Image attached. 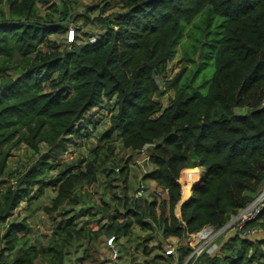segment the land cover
Wrapping results in <instances>:
<instances>
[{"label":"trees","instance_id":"obj_1","mask_svg":"<svg viewBox=\"0 0 264 264\" xmlns=\"http://www.w3.org/2000/svg\"><path fill=\"white\" fill-rule=\"evenodd\" d=\"M48 1L0 0V264H66L75 241L87 245L79 264H121L135 224L162 241L187 239L205 227L218 230L246 207L264 187V0H102V11H120L104 17V27L93 33L75 27L63 48L50 37L66 34L80 21L78 1L52 2L39 14L38 4ZM69 10L66 24L53 25L65 21ZM187 25L199 34L184 50L185 60L193 65L200 60L196 73L213 62L204 93L185 85L182 71L166 78ZM170 90L174 95L162 108L156 98ZM110 102L106 137L114 131L124 148L147 150L152 168L144 180L165 191L161 200L143 205L118 197L123 213L107 201L99 209L87 205L80 191L99 173L110 177L113 144L95 148L77 164L58 159L72 138L83 137L88 113ZM237 108L246 112L238 114ZM21 144L38 158L13 174L8 160ZM41 145L48 151L41 153ZM198 167L204 169L201 181L187 184V175ZM119 174L125 182L127 162ZM47 189L53 192L44 206L51 235L45 245L28 244L27 218L7 221ZM92 209L101 213L95 221ZM244 229L264 231V201ZM101 236L114 237L112 260L98 258ZM149 237L142 261L134 256L129 264H184L192 250L186 243L175 248L176 255H166L167 246L159 243V252L150 255ZM222 239L219 254L202 253L193 264H251L264 258V239L240 233Z\"/></svg>","mask_w":264,"mask_h":264},{"label":"rangeland","instance_id":"obj_2","mask_svg":"<svg viewBox=\"0 0 264 264\" xmlns=\"http://www.w3.org/2000/svg\"><path fill=\"white\" fill-rule=\"evenodd\" d=\"M75 11L78 13V17L80 21L71 25L66 32L62 36H51L52 41L59 42L61 48H63L67 42L71 41V31L74 30L75 27H83L84 32L93 33L96 30H100L104 27V17L109 15L112 12L120 11L119 7H114L111 10L102 11L101 7L103 5L102 0H77ZM55 2L60 6L59 0H49L47 4H38V13L43 14L46 11V5ZM89 6L96 7L94 11H88ZM2 9H5V6H2ZM85 15L89 17L88 22L85 24ZM201 20V17H198L195 20ZM194 20V21H195ZM83 25V26H82ZM82 29V28H81ZM184 36L181 39L180 43L177 46V50L175 56L168 62L167 64V79L173 78L177 73L182 71V81L184 80L185 85L188 87L198 88L199 91L205 92L206 88L203 86V80L209 79L213 72V62L211 60L206 61L205 68L200 70L198 73V66L200 60L193 65L191 62H187L184 58V50L188 49L190 43L195 35H198L199 32L197 29H193V26L187 25V28L184 32ZM85 39L88 35H83ZM193 34H195L193 36ZM198 59V58H197ZM190 87V88H191ZM164 89V88H163ZM174 92L170 90L166 92L163 96L157 97V101H159L162 108L169 104V99L173 97ZM113 106V103L110 102L106 107H100L94 110L93 112L88 113L86 116V121L88 123L87 128L83 129V137L82 138H72L65 148V151L59 156L60 161L64 163L77 164L79 161H86L89 159V156L93 154L95 148L105 145L103 149H106V145L108 143L113 144V161L107 163L108 166H112L115 164V169L110 175V177H106L105 173H99L96 177V180L92 184H86L83 188L80 189L81 193L84 195V199L89 206H96L99 208L105 207L103 205V201H107L111 204L112 210L114 208H118L120 211L121 206L119 205L118 197H123L126 195L130 199L137 200L140 205H143L144 201L146 203L152 202L154 197L161 200V198L165 197V191L157 188L153 181L144 180L145 172L149 171L152 168L147 156V150L133 151L126 149L122 146L120 140L116 137L115 132L112 131L109 133L108 137L105 135V131L109 129L108 116L110 113V108ZM112 109V108H111ZM235 112L240 114L246 112V109L237 108ZM101 148L98 150L101 151ZM48 151V148L45 145L40 146V152L45 153ZM93 157V156H92ZM90 157V159L92 158ZM38 158L37 155L32 154V152L23 144H21L17 149L12 151V155L8 160V171H11L13 174H17L23 167V165L29 166ZM127 162L128 174L125 182H123V177L119 174L120 168L125 165ZM7 171V172H8ZM204 169L202 167H198L193 169L187 175V184L191 182H200L203 177ZM181 177V175H180ZM125 187V189H124ZM188 196L191 194V190L187 191ZM53 197V192L50 189L44 191V194L35 199L30 206L27 207L25 203L21 204L19 208L14 210L13 214L9 218L8 222L13 220H21L23 218H27L29 222V227L26 232L27 243L36 244V245H45L48 242V239L51 235V223L50 218L47 213L44 211V206L47 205L50 199ZM79 205L75 208L77 210ZM94 213L93 220L99 218L101 213L92 209L91 211ZM124 211H122L123 213ZM158 212V210H157ZM87 217H83L82 219H86ZM93 229H98V225L96 222H91L89 224ZM133 230V239L129 241L128 245V254L124 256V259L119 260L121 264H129V262H134L133 257L137 256L135 262H141L144 256H142V246L145 237L150 235V237L146 240V245L153 250L150 251V255L159 252L157 249V245L159 243L162 244V247L165 243V248L168 244L173 245L174 248L179 247L180 245H185L187 243V239H178V238H169L166 241H162L160 235L155 232L145 231L141 229V227L135 224L132 228ZM3 227L0 225V232H3ZM264 234V231L255 234L254 238L261 239ZM230 236V234L226 235V239ZM253 237V236H252ZM109 237L101 236L98 241V246L100 249V256L98 258L101 259V256L107 259H113V254L110 249L106 247V242ZM222 239V240H223ZM125 238L119 240V243H123V248H125ZM136 243L137 246H136ZM167 243V245H166ZM134 246L138 249L135 250ZM221 242L219 243V239L217 240V247L214 250L213 254H207L208 256H216V254L220 253ZM87 247L85 242H74L70 247L69 254L65 257L66 264H79V259L83 254L84 249ZM106 247V248H105ZM156 247V248H154ZM264 249V245L262 247ZM117 249V247H116ZM164 251V248L161 250ZM141 253V254H140ZM120 255V254H119ZM220 260L217 261V264ZM117 262V260H115ZM36 264H46L45 261L37 260ZM200 264V263H199ZM251 264H264V258H260L256 261H253Z\"/></svg>","mask_w":264,"mask_h":264},{"label":"built area","instance_id":"obj_3","mask_svg":"<svg viewBox=\"0 0 264 264\" xmlns=\"http://www.w3.org/2000/svg\"><path fill=\"white\" fill-rule=\"evenodd\" d=\"M73 37V31H71V39ZM95 41V37L90 38V42ZM264 201V187L261 191L254 197V199L243 209H241L237 214L233 215L229 221L224 224L218 230H214L212 227H205L199 232L191 234L187 239V244L192 248L190 254L188 255L184 264L188 262L193 264L197 258L202 253L213 254L214 250L217 247V240L228 234L240 233L241 236L252 237L255 234L259 233L258 229H244L246 224L250 221H253L259 215L262 209V203ZM106 246L112 251L113 257L117 255L116 248L114 247V237L110 236L106 242ZM166 255L174 254L176 255L175 248L173 245L168 244L165 250ZM167 264H177L175 261H172Z\"/></svg>","mask_w":264,"mask_h":264},{"label":"water","instance_id":"obj_4","mask_svg":"<svg viewBox=\"0 0 264 264\" xmlns=\"http://www.w3.org/2000/svg\"><path fill=\"white\" fill-rule=\"evenodd\" d=\"M71 15H72V12H71V10H69V15H68V17H67V19L65 20V21H63V22H56L55 24H53V25H60V24H66L69 20H70V17H71ZM42 25L44 24V23H41ZM47 25H50V24H47ZM202 179V178H201ZM184 202V201H183ZM182 202V203H183Z\"/></svg>","mask_w":264,"mask_h":264},{"label":"crops","instance_id":"obj_5","mask_svg":"<svg viewBox=\"0 0 264 264\" xmlns=\"http://www.w3.org/2000/svg\"><path fill=\"white\" fill-rule=\"evenodd\" d=\"M153 184H155L154 182H153ZM260 232H262V231H260ZM258 234V233H257ZM261 239H264V234H263V236H262V238ZM225 240V239H224Z\"/></svg>","mask_w":264,"mask_h":264},{"label":"clouds","instance_id":"obj_6","mask_svg":"<svg viewBox=\"0 0 264 264\" xmlns=\"http://www.w3.org/2000/svg\"><path fill=\"white\" fill-rule=\"evenodd\" d=\"M260 230V229H259ZM261 231V230H260ZM260 233V232H259Z\"/></svg>","mask_w":264,"mask_h":264}]
</instances>
